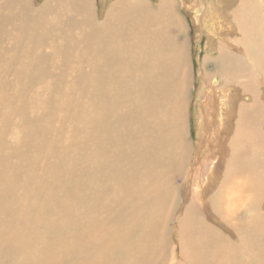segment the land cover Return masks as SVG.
Returning a JSON list of instances; mask_svg holds the SVG:
<instances>
[{"label":"bare ground","instance_id":"obj_1","mask_svg":"<svg viewBox=\"0 0 264 264\" xmlns=\"http://www.w3.org/2000/svg\"><path fill=\"white\" fill-rule=\"evenodd\" d=\"M107 1L0 0V264H264V0L187 7L223 79L194 115L203 159L226 154L195 173L190 27L176 0Z\"/></svg>","mask_w":264,"mask_h":264},{"label":"rangeland","instance_id":"obj_2","mask_svg":"<svg viewBox=\"0 0 264 264\" xmlns=\"http://www.w3.org/2000/svg\"><path fill=\"white\" fill-rule=\"evenodd\" d=\"M34 1L36 3H40V2H43L44 0H34ZM104 1L103 0H96V3H97L96 5L98 6V9H97L98 13H101L103 8L105 7V6L103 7L102 4H101V2L104 3ZM114 1L115 0H109V2L107 1L106 5L108 4V6H109ZM157 1L156 0H152V3L156 4ZM187 1H189V3H185ZM191 1L192 2L196 1L197 2L198 0H176V2H175L176 3L175 4V10H176V12H178L180 14L179 15L177 13L179 18H180V16L183 18L185 28H187V25H188L190 27V29H191L189 31H187L188 29L184 30V34H183L184 38H186L185 33H188V37H189L188 40L192 39L191 43H190L191 45L188 43V40H187V43H186V57H187L186 59H187L188 66H189V72L191 74L190 80H192V85H190V87L184 92V99H183L184 114H185V118H186V123H188V121H189V125L190 126H189V132L186 131L185 134H181L180 139H178V141L186 142L189 145L194 146L195 150H193V154L191 153V156H190V159H191L190 161L191 162L189 161L190 165L187 166L186 170H187V172L195 173L199 162H201V160L204 158L205 155L209 154V153L207 154V152H206L207 150L205 151L204 149L203 150L205 152L203 151L201 154H200V151H198L200 149V146H198L199 143L197 142L198 138H200V137L197 136V128H198L199 122H198V118H196L197 115H194L195 114V109H196V105H195L196 99L200 98V93H201V92H199L198 87L203 89V85H204V81L205 80L208 82V85H212V81H211L212 79L218 78L221 81L223 79L221 78L222 77L221 75L219 76V71H218V69H220L221 67L220 68H216V66H215L217 64V62L215 61L216 60L215 57H216L217 51L214 52V50H213V54L211 55L212 46H214V48H215L216 40L211 39L212 37L207 32H205V31L202 32V25H199V26H197V25L194 26L193 25V22L194 23H199L200 22L198 20V18H199L200 15L202 16V13H200L198 11L199 9L197 10V9L193 8L190 11L188 10L187 7H188V5H190ZM239 1L240 0H217V6H218L220 12L223 15H225V11L227 10V8H231V7H233V5L234 6L237 5L239 3ZM203 9L204 8H201L202 11H203ZM193 12L195 13V15H194ZM180 21H181V18H180ZM235 30H236V28H235ZM200 32H201L202 36L198 35ZM230 33H231L232 36H235V37L237 35V31H234L232 28L229 29V35H230ZM231 44H232V47H233V49H232L233 54L234 55H240V52L238 50L240 49L241 42L239 40H235L234 42H231ZM236 64L245 65V63L243 61H237ZM200 71H202V73H204V74L200 73ZM200 74H202V76ZM245 78L246 77H243L242 79H245ZM233 83L236 84L237 82L233 81ZM201 85H202V87H201ZM224 85H227V84H224ZM213 97H214L213 100L215 101V103H217V97L216 96H213ZM239 104H240L239 101H237L235 103V106L237 107V110H238V107H241V104L240 105ZM218 108H219V105H218V107L216 109H218ZM216 111L213 112V116L210 117L209 119H208L209 112H205V115H206L205 118L207 119L206 123H207L208 127H207V130H206V133H205L206 139L204 138L203 146L205 145V143L207 141V137L209 136V134L213 133V130H215V128L217 129L219 119L221 120V118L223 117L222 116L220 118H216V116H217L216 115V113H217ZM237 117H239V116L236 113L235 118H234L235 122H236V118ZM241 124H242V121L239 123V125H241ZM232 125H233V120L230 121V131H228V133L235 132V130H233V131L231 130ZM255 125H257V126L259 125L258 127L256 126V130L261 132V129L264 127L263 123H261L260 120H258V122H256ZM58 130H59V128H56V131H58ZM223 133H224V130H223ZM185 135H187V136H185ZM215 135L217 136V134H215ZM220 135H221V140H222V133H220ZM213 137H214V135H213ZM228 138H229V135H228ZM207 143H208V141H207ZM226 144H228V146H229L228 141H226V139H225L224 140V145H226ZM225 154H226L225 150H221L220 153L217 152L215 154L209 155L207 157V159L205 158L206 160L203 159L206 162L204 164H206V166L209 167L207 165L208 162H210L212 159H214V161H217V162L221 161L223 155H225ZM198 155L200 157H197ZM199 158H202V159H200V161H199ZM190 166L192 168V171L189 170ZM223 169L224 168L221 167V169H220L221 171L219 173V176H220L219 178L220 179H218L215 182V184H214L215 187L213 186L214 188L211 187V192L215 193V191L218 190V188L220 186V183H221V180H222V177H223V172H222ZM204 173H205V171H204ZM196 178H197V180L198 179H202V173H198V176H197V172H196ZM175 182L176 183H181V182H184V179L182 177H180V178L176 179ZM191 182H192V180H191ZM213 189H215V190H213ZM220 219L221 218L218 217V216H215V217L213 216L212 217V221H209V222L211 224H213L214 226H218L219 227V225H222V227H224L226 230L229 229V227L226 225L225 221H223L222 219L220 220ZM223 232L226 233V231H223ZM171 238L172 237H169V241H172ZM175 240H176V236H175Z\"/></svg>","mask_w":264,"mask_h":264},{"label":"crops","instance_id":"obj_3","mask_svg":"<svg viewBox=\"0 0 264 264\" xmlns=\"http://www.w3.org/2000/svg\"><path fill=\"white\" fill-rule=\"evenodd\" d=\"M236 110H234V112H235ZM235 115H236V112H235ZM224 118H223V120H222V122L219 124V130L218 131H216V134H217V136L219 137L220 136V133H221V131H222V129H223V127H224ZM221 127V128H220ZM231 130H233L232 128H231ZM211 141V140H210ZM209 143L210 142H208V145H209ZM206 144H207V141H206ZM206 144H205V146H206ZM211 145V144H210Z\"/></svg>","mask_w":264,"mask_h":264}]
</instances>
